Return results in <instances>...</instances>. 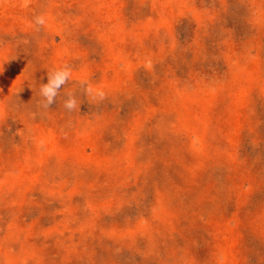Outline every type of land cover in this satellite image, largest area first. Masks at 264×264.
Returning <instances> with one entry per match:
<instances>
[{"label": "rangeland", "instance_id": "1", "mask_svg": "<svg viewBox=\"0 0 264 264\" xmlns=\"http://www.w3.org/2000/svg\"><path fill=\"white\" fill-rule=\"evenodd\" d=\"M0 264H264V0H0Z\"/></svg>", "mask_w": 264, "mask_h": 264}, {"label": "clouds", "instance_id": "2", "mask_svg": "<svg viewBox=\"0 0 264 264\" xmlns=\"http://www.w3.org/2000/svg\"><path fill=\"white\" fill-rule=\"evenodd\" d=\"M46 92H47V89H46Z\"/></svg>", "mask_w": 264, "mask_h": 264}]
</instances>
